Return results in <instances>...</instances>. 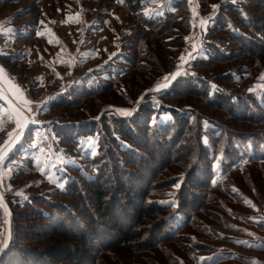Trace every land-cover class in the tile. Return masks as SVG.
<instances>
[{
    "label": "trees",
    "instance_id": "obj_1",
    "mask_svg": "<svg viewBox=\"0 0 264 264\" xmlns=\"http://www.w3.org/2000/svg\"><path fill=\"white\" fill-rule=\"evenodd\" d=\"M115 1L123 4L141 35L123 46L131 54L125 63L110 64L108 76L132 87L134 96L123 98L127 105L119 103L115 94L124 92L116 81L99 86L88 80L41 106V117L65 109L41 125L45 134L35 133L38 125L31 124L0 163L4 168L14 160L10 183L35 174L44 148L75 154L80 140L90 136L97 139L96 155L59 165L56 175L64 183L52 191L42 192L33 184L23 197L1 192L12 214L11 238L0 264H232L231 255L239 249L262 251L264 238H256L254 226L243 219L250 215L233 205L251 210L245 200L252 197L236 180L252 187V168L264 166V0H199L204 13L222 3L203 34L206 56L195 57L188 65L191 71L158 91L155 100L149 88L176 70L191 29L188 0H173L158 15L145 13L148 0ZM36 10L25 7L14 18ZM36 16L26 21L33 23ZM13 22H8L15 26L10 30L17 33ZM152 38L158 39L154 53ZM159 46L169 47L160 55ZM13 56L0 57L7 64L18 63ZM210 65L221 68L203 70ZM134 69L143 72L129 82ZM258 81L262 100L252 91ZM94 96H99L96 103L77 107ZM109 105L131 112L119 115L106 110ZM216 166L226 179L216 177ZM257 177L264 180V172ZM260 185L256 197L261 201L264 183ZM174 187L177 203L162 204L160 198ZM5 219L0 206V228ZM26 227L37 233L20 230ZM263 228L264 223H257L256 233ZM230 233L238 237L231 244L235 249L220 248L218 244L232 241ZM241 236L260 239L261 247L245 245ZM213 254L215 260H202Z\"/></svg>",
    "mask_w": 264,
    "mask_h": 264
},
{
    "label": "rangeland",
    "instance_id": "obj_2",
    "mask_svg": "<svg viewBox=\"0 0 264 264\" xmlns=\"http://www.w3.org/2000/svg\"><path fill=\"white\" fill-rule=\"evenodd\" d=\"M109 1L16 0L12 3H0V29H2V27L9 21L13 22L15 19L14 15L21 13L25 7L37 8L36 12L34 11L31 15L26 13L24 15L20 14V16H17V19H15L16 22H13L14 24L16 23V29L18 28L17 33L16 31L12 30L15 26L11 23L6 25L8 29L7 33L4 34V32L0 30V50L7 46L11 49H14L7 53L8 55H16L13 56V60L18 62L16 64L13 62H9L7 64L4 59L0 57V69H3V73L0 74V89L6 90L9 86H14V80L19 82V84L15 86H18L21 91L22 87L25 88L24 91L28 97V100L32 101L31 105L29 106L30 111L25 113L30 118L31 124L38 125V129L35 131V133L45 134L46 129L42 128L41 125H48L50 123V119L48 118L55 116L56 113L60 114L61 111L65 109L59 108L53 111V113L49 116L41 117L38 114V110L41 108V106H43L48 101L56 99L60 95L68 93L72 86L87 82L88 80L94 81L95 84L99 86L104 85L106 81L117 82L116 77L108 76L109 66L110 64H116L117 61L125 63L128 60L131 51L129 52L123 46L128 44V42H136L141 35V31L138 30L137 23L134 22L128 12L124 10V6L120 1ZM172 1L173 0H165L164 6L162 0H148L145 13L147 15L160 14L164 9L171 8ZM195 1L197 4L198 13H204L202 12L200 1ZM113 2L115 3L113 4ZM110 5V9L116 7V17L119 21L115 22L113 20H109V22H106L105 20V23H103L104 19H100V15L101 13H105V11L101 10V8L102 6L109 7ZM189 6L191 7L193 14L194 8L190 4ZM35 14H37V20H35L33 23H31L29 20L26 21V19ZM206 25L208 26V21L202 22L200 24L199 29L197 32H195L196 37H199L201 32L206 29ZM11 27L13 28L10 30ZM32 32L33 34L30 35ZM142 40H144L146 43L148 42L144 38H142ZM109 41L111 42L108 44L107 42ZM149 41L152 45L156 44V47H152V50L150 51L151 53H154L155 50L158 49V39L152 38ZM167 47L169 46H159L160 55H163V49H166ZM153 48H155V50ZM203 52H205L204 46H202V52L200 53V56H206L203 54ZM24 55H26V57ZM45 59H47V61H45ZM48 62H50V64ZM237 62H239V60H237L236 63ZM53 64L55 67H52ZM220 66L221 65H210L203 70L207 72L211 70L217 72L221 68ZM110 68L112 69L113 67L111 66ZM189 71H191L190 68ZM142 72L143 71L141 69L132 70L131 77L127 80L130 82L132 77L136 76L137 74H141ZM186 72L187 71L185 68L179 69L173 75L168 76V79L164 80L161 85H152L148 91L152 93L153 100L157 99L155 95H157L158 91L170 86V84L177 77L185 75ZM262 76L264 75H261V77ZM173 77L175 78L174 80ZM260 81H258L253 87L252 91L258 96L259 100H262L263 85L260 83ZM117 86L122 92H124L122 94L123 96L120 97H118L119 95L115 94V98L119 103L122 102L123 98H126L129 95L131 97L134 96L132 90L133 88L128 87L127 89L126 85H124V82L122 85L117 82ZM129 91L131 93H129ZM97 97L99 96L89 97L79 103L77 107L94 104L97 102ZM127 103L128 101L122 102V104L126 105ZM77 107H74L73 109H76ZM7 108L8 105L0 101V114L4 113ZM254 109L256 110L255 106ZM106 110L114 111L119 115H125L131 112L130 108L118 105H109ZM206 111L211 113V110L209 109H206ZM87 117L88 116L85 118ZM167 119L168 118L166 115L162 116L161 118L163 121ZM235 126L237 127V125ZM14 127L15 125L11 123H6L4 125L5 130L0 131V144H2L4 140H7V132L12 130ZM32 147H34V145ZM96 148L97 139L96 137L90 136L80 140V144L77 146L75 154L63 155L62 151L60 150L44 148V150L38 152V156L36 158L38 167L35 174L21 177L18 183H10L9 180L12 171L16 170V164L14 160H11L6 164L7 166L5 165L4 168H2L0 165V191L3 194L23 197L27 192H29L30 186L33 184L35 187L42 189V192L52 191L57 187H61L60 185H63L64 182L57 178V167L59 165H63L64 168L65 163L75 164L77 163L78 159L83 156L92 157L93 155H96ZM155 156L156 162H160L159 153H155ZM240 164L243 165V161H241ZM215 168L217 173L216 177L218 179L222 180L227 178L219 171L217 166ZM41 169H43V174ZM260 172H264V166L252 168L250 182H252L251 186L253 188L246 186L240 178H237L236 180L243 190L252 197L245 200V202H248V205H251V210L248 211L240 206L233 205L234 209L238 210L239 212L244 214L248 212L250 216L245 214L243 219L248 221L247 226H254L252 232L256 238H264V228L256 233L257 223H264V198L260 201V198L256 197V195H258V191L260 190V181L264 183L262 178L260 179V177H257L260 175ZM5 173H7V175H4ZM49 179L52 180L51 183L49 182ZM175 189L176 187L171 188L166 196L160 198V202L162 204L177 203ZM234 190L235 192H238V189L235 188ZM17 193H19V195ZM222 198L224 197L222 196ZM0 203H2L1 200ZM2 208L5 216L7 217V212H5L4 205ZM22 224H29V222L22 221ZM20 230L29 234L37 233L28 227ZM222 231L227 233L226 230ZM227 236L229 237V240L231 239L232 241L228 244L218 245L220 248L229 246L234 250L235 248L231 244L238 237L236 234L232 233L227 234ZM243 237L244 236L239 237V241L245 245L254 247L260 245L261 247L260 239H255L252 241L246 237ZM5 239L6 226L0 228V248H2V241ZM197 239V237H193L194 242L197 241ZM206 241L208 243L215 242L213 239L207 238ZM48 243L49 242H45L44 244L46 245ZM233 250L229 251L233 252ZM261 250L262 251H255L251 248L246 250L239 249V252L236 256L235 254L231 255L233 258H231L230 261L236 264H246V262H258V264H264V249ZM241 255L245 257H243L244 261L239 260V257H242ZM216 257L217 254H213L204 256L202 260L212 261L215 260ZM86 264L92 263L87 262ZM216 264L221 263L217 261Z\"/></svg>",
    "mask_w": 264,
    "mask_h": 264
},
{
    "label": "snow or ice",
    "instance_id": "obj_3",
    "mask_svg": "<svg viewBox=\"0 0 264 264\" xmlns=\"http://www.w3.org/2000/svg\"><path fill=\"white\" fill-rule=\"evenodd\" d=\"M193 47L195 48V45ZM181 59L183 60V57ZM2 73L3 69H0V74ZM167 79L168 77H165V80ZM261 79H264V76H262ZM8 96H11V100L8 99ZM0 99H4L8 104L7 110L0 114V131L5 130L4 125L6 123L15 125L12 130L7 132V140H4L2 144H0V163H2L8 156L12 147L20 140L24 129L27 127L29 118L25 116V112L30 111L29 105L32 102L24 98L23 93L18 86H9L6 90L0 89ZM41 172L43 174V169H41ZM4 175H7V173ZM49 182L51 183L52 180L49 179ZM60 186L62 187L63 185ZM17 194L19 195V193ZM246 203L248 202L246 201ZM0 206H3L2 203H0ZM5 212H7L6 208ZM2 243H7V240L5 239ZM246 264H258V262H246Z\"/></svg>",
    "mask_w": 264,
    "mask_h": 264
},
{
    "label": "crops",
    "instance_id": "obj_4",
    "mask_svg": "<svg viewBox=\"0 0 264 264\" xmlns=\"http://www.w3.org/2000/svg\"><path fill=\"white\" fill-rule=\"evenodd\" d=\"M109 1V0H108ZM115 2H113L114 4ZM161 3V2H160ZM163 3V2H162ZM189 4H190V0H189ZM222 5V3H219V4H212L209 8V11L207 13H202L201 15L203 16V19H202V22H205V21H208V25L211 24L212 22V19L214 18L216 12L218 11L219 7ZM121 6V5H120ZM215 6V7H213ZM111 5L109 7H106V6H102L101 10L105 11V13H101L100 15V19H104L103 23H105V20L106 22H109V20H113L115 22H118L119 20L117 19L116 17V7H113V9H110ZM147 7V6H146ZM196 8H197V4H196ZM191 9V7H190ZM124 10L126 11V9L124 8ZM145 11H146V8H145ZM127 12V11H126ZM162 13V12H161ZM149 15H152V14H149ZM158 15V14H157ZM201 22V23H202ZM200 23V24H201ZM9 24V23H7ZM5 24L2 29H0L2 32L7 33V27ZM191 24H192V9H191ZM207 26V25H206ZM207 28V27H206ZM203 30V29H202ZM203 32H205V30H203L200 34L199 37L196 38V41L194 40V45L197 46L199 45V49L197 51V53H194L193 49H187L186 50V46L187 44H192V40H189L188 36L185 37V41H184V44H183V48L181 50V53L177 59V68L176 70L171 73V74H168V75H165L163 76L161 79L158 80V82L155 84V86H159L163 83V81L165 80V77H168L170 75H173L174 73H176L179 69H184L187 70L189 69V63L195 58V57H199L200 56V53L202 52V44H203V39H204V36L202 37V35L204 34ZM4 40H5V36H4ZM12 41V40H11ZM111 41L107 42L108 44L110 43ZM8 47V46H7ZM7 47H3L2 50H0V55H8L7 52L11 51V50H14V49H11V48H7ZM204 54V52H203ZM26 57V55H24ZM183 57V60L181 59ZM45 61H47V59H45ZM50 64V62H48ZM52 67H55V65L53 64ZM39 76V75H38ZM36 77V76H35ZM40 77V76H39ZM40 79V78H39ZM175 78L173 77V80ZM15 81V85H18L19 82H17L16 80ZM39 81V80H38ZM172 81V80H171ZM14 85V86H15ZM171 85V84H170ZM34 86V85H33ZM163 86V85H162ZM169 87V86H168ZM166 87V88H168ZM24 87H22V93H23V96L25 99L28 100V97L27 95L25 94V88L23 89ZM165 89V88H164ZM162 90V89H161ZM8 99L11 100V96H8ZM14 102V101H13ZM32 102V101H31ZM31 105V104H30ZM29 105V106H30ZM30 108V107H29Z\"/></svg>",
    "mask_w": 264,
    "mask_h": 264
},
{
    "label": "built area",
    "instance_id": "obj_5",
    "mask_svg": "<svg viewBox=\"0 0 264 264\" xmlns=\"http://www.w3.org/2000/svg\"><path fill=\"white\" fill-rule=\"evenodd\" d=\"M190 5L194 8V12L192 14V25H191V29H190V32L188 33V38L189 40H192V44H187L186 46V50L188 49H193L194 53H197L198 49H199V45L195 46V48L193 47L194 46V40L196 41V34L195 32H197V30L199 29V26H200V23L202 22V19H203V16L198 13V10L196 8V1L195 0H190ZM50 100V99H49Z\"/></svg>",
    "mask_w": 264,
    "mask_h": 264
},
{
    "label": "water",
    "instance_id": "obj_6",
    "mask_svg": "<svg viewBox=\"0 0 264 264\" xmlns=\"http://www.w3.org/2000/svg\"><path fill=\"white\" fill-rule=\"evenodd\" d=\"M0 101L1 102H3V103H5L6 105H8L6 102H5V100L4 99H0ZM14 103V102H13ZM25 116H27L26 115V113H25ZM28 117V116H27ZM29 118V117H28ZM30 125H31V120H30V118H29V122H28V124H27V127L24 129V131H23V133H22V135H21V138L23 137V135L25 134V132L27 131V129L30 127ZM20 138V139H21ZM20 141V140H19ZM18 141V142H19ZM17 142V143H18ZM16 143V144H17ZM15 144V145H16ZM14 145V146H15ZM14 146L12 147V149L14 148ZM11 149V150H12ZM10 150V151H11ZM9 151V152H10ZM0 200H1V202L3 203V205H4V207L7 209V217H6V240H7V243H3V246H2V248L0 249V255H1V253L4 251V249H5V247L8 245V243H9V241H10V238H11V210H10V208H9V206H8V204L6 203V201H5V199H4V197H3V195H2V193H1V191H0Z\"/></svg>",
    "mask_w": 264,
    "mask_h": 264
}]
</instances>
